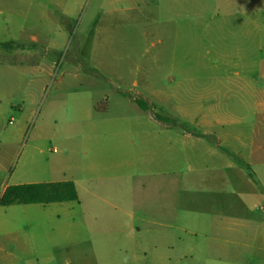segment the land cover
Listing matches in <instances>:
<instances>
[{
	"label": "rangeland",
	"instance_id": "rangeland-1",
	"mask_svg": "<svg viewBox=\"0 0 264 264\" xmlns=\"http://www.w3.org/2000/svg\"><path fill=\"white\" fill-rule=\"evenodd\" d=\"M6 42L0 197L72 180L79 202L0 204V246L31 240L0 264H149L152 231L173 223L137 210L133 176L201 182L216 156L194 140L224 132L204 122L249 130L236 74L264 69V0H0Z\"/></svg>",
	"mask_w": 264,
	"mask_h": 264
},
{
	"label": "crops",
	"instance_id": "crops-1",
	"mask_svg": "<svg viewBox=\"0 0 264 264\" xmlns=\"http://www.w3.org/2000/svg\"><path fill=\"white\" fill-rule=\"evenodd\" d=\"M236 75L241 80L235 107L254 109L255 121L248 131L242 128V117L204 122L224 131H206L194 140L216 156L213 164H205L211 173L208 179L185 183L181 189L176 179L145 182L144 175L133 176L137 210L148 213L151 208L154 217L173 223L168 229L152 231L151 249L143 248L145 256L152 252L149 264H264V69ZM226 124L234 126L233 132H225ZM256 210L261 217L254 214ZM5 222L0 220V230L7 229ZM30 241L16 238L11 250L0 246V254L17 261L15 251H30Z\"/></svg>",
	"mask_w": 264,
	"mask_h": 264
},
{
	"label": "trees",
	"instance_id": "trees-1",
	"mask_svg": "<svg viewBox=\"0 0 264 264\" xmlns=\"http://www.w3.org/2000/svg\"><path fill=\"white\" fill-rule=\"evenodd\" d=\"M13 42L0 43V48L11 50ZM79 202V195L73 181L44 182L10 185L5 188L0 198V204H52Z\"/></svg>",
	"mask_w": 264,
	"mask_h": 264
}]
</instances>
